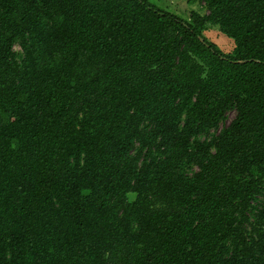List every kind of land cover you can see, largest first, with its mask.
Here are the masks:
<instances>
[{"label":"trees","instance_id":"16d2710c","mask_svg":"<svg viewBox=\"0 0 264 264\" xmlns=\"http://www.w3.org/2000/svg\"><path fill=\"white\" fill-rule=\"evenodd\" d=\"M194 1L0 0V264H264V0Z\"/></svg>","mask_w":264,"mask_h":264},{"label":"rangeland","instance_id":"374dc122","mask_svg":"<svg viewBox=\"0 0 264 264\" xmlns=\"http://www.w3.org/2000/svg\"><path fill=\"white\" fill-rule=\"evenodd\" d=\"M149 3L153 4L155 7L174 14L175 16L188 20L189 14L192 11H196L199 14L205 13L204 9L200 7V5L191 0H147ZM203 38L210 43H213L219 51L224 54L230 53L233 49V41L223 35L216 26H210L205 28L201 32ZM14 51L18 52L19 49L17 46H14ZM233 117V112H229L226 114L225 120L218 126L220 129L222 126L227 124L229 120ZM210 134H214L213 131H210L208 134L204 135L202 138L209 137ZM129 198L131 199L132 196L130 195Z\"/></svg>","mask_w":264,"mask_h":264}]
</instances>
